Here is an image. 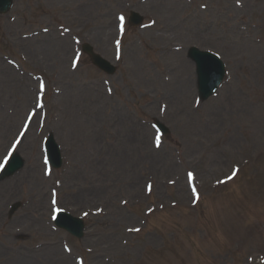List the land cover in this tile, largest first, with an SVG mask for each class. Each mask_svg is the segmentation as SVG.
<instances>
[{"label": "rangeland", "instance_id": "1", "mask_svg": "<svg viewBox=\"0 0 264 264\" xmlns=\"http://www.w3.org/2000/svg\"><path fill=\"white\" fill-rule=\"evenodd\" d=\"M14 1L12 15L17 17L16 21L8 25L0 18V57L11 56L17 60L23 57L27 62L23 75L28 82L32 81L28 75L58 73L57 82L50 87V92L53 88L63 90L61 96H47L49 125L59 135L51 132H54L56 141L67 139L74 150L73 163L77 165L72 166L71 175L65 169L69 182L61 190L62 207L81 215L86 209L102 205L109 213L104 216L109 222L93 218L90 222L92 229L88 230L85 242H78L62 232L50 239L43 237V232L39 233L45 228L42 223L49 214L48 188L51 182L41 179L39 141L36 134H32L18 152L24 162L22 170L30 171L31 179L26 176V183L19 182L15 190L8 187L21 181L19 176L14 175L0 183L3 184L0 185V264L7 263V255L36 254L25 251V248L49 240H56L55 245L49 247L59 252L57 259L63 261L65 258L69 264H74V259L84 254L83 246L95 249L92 255L85 256L88 264H257L260 256L264 257V0H147L143 4L140 0H132L140 5L133 12L139 16L145 13L152 15L155 25L141 32L137 28L128 29L124 39V61L121 60L118 65L113 62L109 34L101 28L108 19L114 25L111 15L122 10L131 0H109L106 4L101 0ZM202 5L207 7L206 11L201 10ZM50 22L71 27L77 37L79 31L91 38L90 46L94 52L117 68L114 76L105 78L110 89H115V97H106L102 85L97 86L98 78L105 75L93 67L86 56L75 74L69 72L71 50L65 54L57 51L56 56L55 46L50 45L52 42L45 44L49 35L54 41L64 43L56 33L26 38L41 27H53L54 23L51 25ZM238 25L243 32L249 31L247 38L250 39H244L234 31L238 30ZM251 25L262 26V29L251 28ZM255 37L260 39L261 45L253 43ZM66 45L71 46L68 41ZM191 45L218 53L230 74L219 95L203 103L195 112L190 111L191 94L187 95L188 92L177 102L173 100L174 107L163 93L169 108L164 118L169 135L160 150L156 151L151 143L153 131L149 121L159 116L157 93L163 85H167L163 81V73L177 67L170 82L174 75L179 80L181 72L191 84L192 70L184 52ZM108 47L110 55L105 52ZM181 58L186 62L183 67L178 64ZM1 64L0 157L16 135L30 106L21 98L16 99L25 91V84L19 81L20 76L6 63ZM60 70H63L61 75L64 77L60 75ZM83 84H87L86 87ZM76 88L81 94L73 91ZM28 93L33 104L35 86ZM66 93L67 100L64 99ZM82 93L96 97L88 108L82 104L85 98ZM62 99L65 101L62 102ZM69 99L74 103L68 106ZM66 103L69 113L77 120L72 128L67 126L70 119L63 117V113L60 119L58 113L54 115L60 108L66 112ZM77 109L83 110L84 115L79 117ZM114 110H119V114L129 119L130 126L125 123L124 127L130 130L133 138L142 141L147 137L144 143L147 163L139 161L140 153L134 148L131 150L132 145L124 144L121 135L113 132L121 122L114 116ZM78 121L88 125L91 146L86 141L87 128L80 126ZM70 129L79 138V144L86 147L85 150H78L74 139L68 136L69 132L66 135ZM102 137L109 140V153L102 145ZM112 141L116 144L113 145ZM90 154L93 155L94 166L89 168L92 173L83 182L78 167L86 165L85 157ZM123 154L125 158L121 160ZM131 155H136V162ZM153 160L155 162L149 163ZM247 161L250 164L236 181L214 189V183L226 177L235 163ZM187 170H194L201 184V201L194 208L189 207L191 198L184 183ZM147 182L152 183V193L145 195L140 192ZM170 182L174 186H170ZM129 183L135 185L134 190L132 186L128 188ZM29 188L35 191L29 193ZM137 197L139 201L135 204L120 208L121 199L131 201ZM184 199L183 205L166 208L147 221L146 210ZM25 201L29 203L18 208L10 218L3 216L11 204H23ZM38 202L43 207L37 206ZM30 209L38 211L42 220L39 225L30 222ZM123 217H127V221H119ZM255 221L262 224L261 230L254 227ZM27 222L32 226L30 230L22 226ZM137 223L138 227L142 226L137 236L124 234V229H130ZM60 236L67 237V244L64 245L71 249L70 257L61 250ZM233 246L237 253L232 251ZM9 248L19 253L14 255L6 250ZM50 248L45 252L52 251ZM33 264L62 263L34 261Z\"/></svg>", "mask_w": 264, "mask_h": 264}, {"label": "bare ground", "instance_id": "2", "mask_svg": "<svg viewBox=\"0 0 264 264\" xmlns=\"http://www.w3.org/2000/svg\"><path fill=\"white\" fill-rule=\"evenodd\" d=\"M84 2H86V1H88V0H83ZM151 5H154V3H150ZM112 25H113V23H111V21L110 22H108L105 26H103L102 28H101V30H104V32L105 33H107V34H109L110 32H111V29H112ZM100 30V32H102ZM47 42H51V40H48ZM46 42V43H47ZM109 48V47H108ZM55 49L56 50H59V53H63V54H65L67 51L69 52V46H67L66 45V42H64V43H58V44H55ZM108 52V51H107ZM61 53V54H62ZM178 58L180 57V56H177ZM178 64H179V66L180 67H183L185 64H186V62H185V60L183 59V58H181L179 61H178ZM192 69V68H191ZM180 71H182V70H180ZM136 75H138V73H136ZM178 76H179V80H177L176 79V75H174L173 77H172V81L171 82H173V83H171V84H168V85H164V89H165V91H167L168 92V94L170 95V101H171V106L172 107H174V104H173V100L174 101H178L179 99H181V98H183V96L185 95V92L187 93V92H191V90L190 89H187V87H189V86H191V84L189 83V81L188 80H186V79H184V76L182 75V73L180 72L179 74H178ZM74 92H78V93H80L81 94V92L78 90V89H75L74 90ZM82 94H85L84 96H85V98H84V100H83V102H82V104L86 107V108H88V105L89 104H92L93 102H94V96H92L90 93H82ZM177 95H179L176 99H175V97L177 96ZM24 102L26 101V103H28V104H30V101L28 102V99H29V96H28V93H25L24 94ZM67 97V96H66ZM77 102V101H76ZM71 103H73V101L71 100V99H69L68 100V106H69V104H71ZM115 111V113H114V116H116L117 118H120L121 119V122H120V125L116 128V130L115 131H113V132H117L118 134H120L121 135V137H122V141H123V143L124 144H126V142L127 143H130L131 145H132V147H131V150H133V148L136 150V152H138V153H140V155L141 156H139V154H138V160L139 161H141V162H143V163H147V159H145L146 157H145V154H146V149H144V143H145V140L147 139V137H144V140H140V141H138V140H136L135 138H133V136H131L130 135V130L129 129H126L125 127H124V124L125 123H127L129 126H130V121H129V119L127 118V117H125L124 115H122V114H119L117 111H119V110H114ZM65 117L66 118H69L70 120L67 122V126L69 127V128H72L74 125H76V119H74L73 117H72V113H68V112H65ZM79 122V125L80 126H82V127H84V128H87V130H86V132L88 131V125H86V124H84L83 122H80V121H78ZM14 125H15V122L14 123H12V128L14 127ZM81 127V128H82ZM11 129V128H10ZM10 129H8V130H10ZM69 133V135L68 136H70V139L72 140V139H74V143H76V146H77V148H78V150H85L86 149V147H84V146H82V144H79V138L77 139L76 137H75V134H74V131L72 130V129H70V131H68ZM111 133V132H110ZM81 139H82V137H80ZM86 141L90 144V146H91V142L89 141V139H87L86 138ZM82 146V147H81ZM103 152V151H102ZM104 153V152H103ZM106 153H109V151H107ZM93 155L92 154H90V156H87L86 155V157H85V160H86V165H84V166H82L81 168H80V174L81 175H83L82 176V178H83V182H85L86 180H87V177L92 173V171H89V168L90 169H93V163H92V160H91V157H92ZM125 158V155L123 154V156H122V158H121V160H123ZM134 158V162H136L137 161V157H136V155H135V157H133L132 155H131V159H133ZM143 158L145 159V160H143ZM159 160V159H158ZM160 161V160H159ZM151 162H155V160H153V161H150L149 163H151ZM95 168L97 169V171H99V167L98 166H96L95 165ZM163 172H166L165 170H163ZM28 175V177H29V173L27 174ZM239 175H240V173H239ZM239 175L238 176H236L235 177V179L237 178V177H239ZM23 177V176H22ZM80 176L78 175V178H79ZM238 179V178H237ZM21 181H18V182H16V183H13V184H11V185H9V187H8V189L9 190H15L16 188V186H17V184L19 183V182H23L22 180H23V178L22 179H20ZM130 186H132V190H134L135 189V185L134 184H132V183H129V185H128V188L130 187ZM222 187H224V186H222ZM222 187H220V188H222ZM219 188V189H220ZM129 190V189H128ZM35 190L34 189H29L28 190V192L29 193H32V192H34ZM130 191V190H129ZM37 206H40V207H43V204L41 203V202H38L37 203ZM127 217H123V218H120L119 219V221H121V222H124V221H127ZM99 220L100 221H104L105 223H108L109 221H106V219H105V217H99ZM31 221H33V222H37V219L35 218V217H31ZM25 225H27V223H24ZM49 233L47 232V234L46 235H48ZM46 249H49V248H46ZM52 251H46L45 252V249H42V250H40L39 251V255L38 256H32V257H30L29 258V260H25V259H21V260H18V261H16L15 262V264H33V262L34 261H41V262H44V263H51L52 261H54V262H61L62 264H69V260H67V259H65V258H63V261L61 260V259H57V255L59 254V252L55 249V248H53V249H51ZM60 255V254H59Z\"/></svg>", "mask_w": 264, "mask_h": 264}]
</instances>
